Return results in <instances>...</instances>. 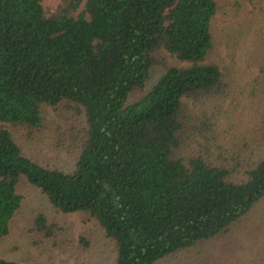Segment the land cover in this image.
Returning a JSON list of instances; mask_svg holds the SVG:
<instances>
[{
	"label": "trees",
	"instance_id": "1",
	"mask_svg": "<svg viewBox=\"0 0 264 264\" xmlns=\"http://www.w3.org/2000/svg\"><path fill=\"white\" fill-rule=\"evenodd\" d=\"M41 1L0 0V242L21 206V181L55 209L94 218L113 264H155L217 236L264 198V154L231 177L240 153L209 159L210 118L195 126L186 103L232 92L211 53L217 0H85L79 11L82 0H60L50 14ZM156 65L162 72L146 87ZM62 101L85 117L69 171L25 154L10 128L33 139L42 106ZM196 129L206 150L180 155ZM262 144L264 107L245 148ZM56 227L43 212L33 219L43 237ZM0 264L23 263L0 256Z\"/></svg>",
	"mask_w": 264,
	"mask_h": 264
},
{
	"label": "rangeland",
	"instance_id": "2",
	"mask_svg": "<svg viewBox=\"0 0 264 264\" xmlns=\"http://www.w3.org/2000/svg\"><path fill=\"white\" fill-rule=\"evenodd\" d=\"M85 0H82L80 8ZM46 14L53 12L60 0H42ZM213 16L212 56L225 68L232 83V92L223 100H186L192 109L195 126L210 118L207 157L220 159L240 153L239 170L264 154V144L245 145L253 138V126L264 107V0H217ZM171 63L177 60L166 50L159 53ZM162 72L154 66L146 87ZM43 126L33 139L10 126L14 138L25 154L44 165L71 170L79 152L85 127L82 108L62 101L42 106ZM183 134H187L186 132ZM206 139L189 132L180 155L205 151ZM239 149L241 152H239ZM215 162V161H214ZM22 203L10 223V232L0 242V256L23 264H113L115 250L97 221L81 211L62 212L55 209L47 196L35 185L21 181L17 186ZM43 212L50 223H56L49 238L33 231V219ZM88 240L86 247L80 237ZM155 264H264V198L239 221L213 238L177 250Z\"/></svg>",
	"mask_w": 264,
	"mask_h": 264
}]
</instances>
